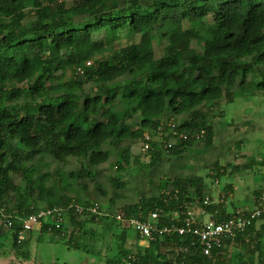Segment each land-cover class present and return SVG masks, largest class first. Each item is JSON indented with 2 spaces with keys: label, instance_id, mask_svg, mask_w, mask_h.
Here are the masks:
<instances>
[{
  "label": "trees",
  "instance_id": "obj_1",
  "mask_svg": "<svg viewBox=\"0 0 264 264\" xmlns=\"http://www.w3.org/2000/svg\"><path fill=\"white\" fill-rule=\"evenodd\" d=\"M124 32L133 43L139 35L129 58ZM164 41L156 56L155 43ZM235 87L264 92V0H0V257L28 259V239H18L21 218L62 206V222L48 219L39 230L96 253L104 264H264V212L211 256L196 236L172 233L141 243L125 224L156 207L164 223H177L165 216L185 215L188 204L212 211L215 199L210 194L204 204L209 192L201 175L161 178L158 194L118 209L123 219L75 189L109 159L106 143L141 138L151 164L163 152L181 156L200 141L210 145L213 119L226 115L220 101H231ZM258 155L248 168L264 164ZM70 157L78 169H65ZM115 164L111 183L122 187L134 169L129 146ZM255 200L248 211L264 203L258 193ZM238 208L221 205L219 218ZM4 212L12 215L10 227Z\"/></svg>",
  "mask_w": 264,
  "mask_h": 264
},
{
  "label": "rangeland",
  "instance_id": "obj_2",
  "mask_svg": "<svg viewBox=\"0 0 264 264\" xmlns=\"http://www.w3.org/2000/svg\"><path fill=\"white\" fill-rule=\"evenodd\" d=\"M72 2L68 0L69 4ZM103 37L94 35L95 39ZM134 40H139L138 34ZM136 42L133 43L126 32L122 34L121 48L126 57L134 54ZM199 44L195 43L197 47H200ZM164 45L165 41L162 44L155 43L156 56L163 53ZM110 46L108 43L107 47ZM90 87V84L87 85L88 90ZM23 99L28 97L24 96ZM220 102V109L226 115L218 114L213 119L215 135L210 145L200 141L181 156L163 152L161 158L151 164L150 155L147 156L143 151L141 138L126 139L118 145L106 143L104 147L109 150V159L98 166L94 179H79L75 189L82 197H89L102 205V212L118 215V209L125 204L136 202L143 195L158 194L163 177L201 175L209 192L207 196L211 194L226 210H229L231 203L232 207L235 205L241 209L253 207L256 193L264 198V164L259 168L255 165L247 167L254 152L261 155L257 156L259 161L264 155V92L254 94L235 87L233 99L230 101L222 97ZM175 119L180 122L183 117ZM153 138L159 145L161 135ZM127 146L130 147L134 169L131 167L123 176L122 179L127 180L126 185L114 187L111 177L117 174L115 161ZM79 165L75 158L70 157L65 169L76 170ZM234 166L237 168L234 169ZM81 181L86 182V190L80 189ZM225 185L229 186L225 189ZM97 186L102 190L97 189ZM26 238L29 258L23 259L12 253L8 257H0V264H104L96 253L69 247L64 238L51 231L41 232L39 226L29 232ZM8 240H11V236Z\"/></svg>",
  "mask_w": 264,
  "mask_h": 264
},
{
  "label": "built area",
  "instance_id": "obj_3",
  "mask_svg": "<svg viewBox=\"0 0 264 264\" xmlns=\"http://www.w3.org/2000/svg\"><path fill=\"white\" fill-rule=\"evenodd\" d=\"M172 126L176 123L170 122ZM148 137V136H147ZM145 144L143 149L147 148ZM212 200L206 196L204 204H210ZM215 208L208 211L202 207H195L192 204L186 205V213L181 216L177 210H173L165 218L176 220L172 223L161 222L163 209L156 207L148 213L147 218L143 216H131L125 219V224L131 226L139 235L141 242H147L156 236L163 237L172 233L179 235H192L199 238L201 250L204 255L211 256L213 249L220 247L222 243L229 239H234L239 231L244 230L253 222L262 212H264V203L260 207L248 211L247 209L238 208L233 214L226 218H219L221 213V203L215 200ZM80 211L82 207H77ZM98 205L93 207V211L97 212ZM62 206H54L52 208L41 209L37 212L30 213L26 217L21 218L22 227L18 231V239L24 240L29 232L36 226L42 224L43 221L51 219L57 225L63 220ZM11 214L4 212V226L12 225ZM119 219H123L122 215L118 214ZM143 240V241H142Z\"/></svg>",
  "mask_w": 264,
  "mask_h": 264
},
{
  "label": "crops",
  "instance_id": "obj_4",
  "mask_svg": "<svg viewBox=\"0 0 264 264\" xmlns=\"http://www.w3.org/2000/svg\"><path fill=\"white\" fill-rule=\"evenodd\" d=\"M215 200H216V199H215ZM216 201H218V200H216ZM255 201H256V200H255V197H254V205H255V203H256ZM218 202H220V201H218ZM254 205H253V206H254ZM228 207H230L229 209H231V206H228ZM251 207H252V206H251ZM251 207H249V208H251Z\"/></svg>",
  "mask_w": 264,
  "mask_h": 264
}]
</instances>
